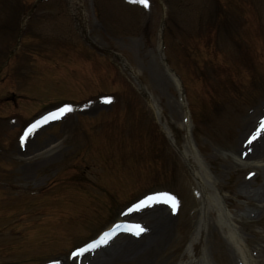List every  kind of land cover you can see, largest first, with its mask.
I'll return each instance as SVG.
<instances>
[{"label": "rangeland", "instance_id": "374dc122", "mask_svg": "<svg viewBox=\"0 0 264 264\" xmlns=\"http://www.w3.org/2000/svg\"><path fill=\"white\" fill-rule=\"evenodd\" d=\"M21 1L27 6L31 0ZM48 1L27 23L28 35L0 81V264H79L69 262L71 248L107 226L127 200L153 188L151 180L168 179L162 172L156 177L144 165L138 149L143 144L135 135L136 130L146 131L147 125L140 122L138 110L124 111L125 103L118 98H97L96 92L112 91L116 70L91 46L124 55L127 71L118 62L117 72L134 91L138 83L146 91L150 102L143 103V109L162 128L183 175L172 189L163 186L166 191L157 194L152 208L153 215L168 217L158 227L166 233L161 248H155L157 236L135 262L131 258L95 262L93 257L81 262L264 264V98L242 108L238 116L231 106H223L221 116L201 125L196 139L192 135L195 141L185 142L176 82L157 50L161 12L156 0H148L147 8L129 0H104L101 5L109 21L101 15L103 21L98 23L92 20L90 0H66L63 12L61 0ZM10 4L0 0V25ZM171 8V16L177 18H170L175 24L170 34L184 43L194 34L196 23L174 0ZM78 19L85 22V32H79ZM136 23L146 29L130 31ZM181 71L188 76L196 73ZM244 82L245 95L249 87ZM259 86L261 91L263 81L254 89ZM188 91L193 106L203 104L200 93ZM11 93L19 98L17 105L2 104L1 99ZM105 98L110 99L104 102ZM63 101L71 109L67 119L19 146L24 122L39 112L40 105ZM226 129L232 132L228 140ZM173 131L182 138L178 146L172 143ZM164 193L173 197L174 211L173 201L163 202ZM148 222L143 243L155 232ZM131 244L138 248L141 243Z\"/></svg>", "mask_w": 264, "mask_h": 264}, {"label": "bare ground", "instance_id": "6f19581e", "mask_svg": "<svg viewBox=\"0 0 264 264\" xmlns=\"http://www.w3.org/2000/svg\"><path fill=\"white\" fill-rule=\"evenodd\" d=\"M37 133V132H36ZM34 133V135L36 134ZM33 135V136H34ZM149 219V221L151 222V224L154 227L155 232L151 234V238L149 240H147L145 243H143L144 241H142L141 239V244H139L140 246L138 248H136L135 244H131V242H136V241H132L128 238V236L126 235H121V236H117L113 239L112 242H115V246L111 249L108 250V246L109 244L102 250H100V252H98L95 257H94V261H101L103 259H107V261L109 260H113V259H117V258H121L123 260L131 258L132 262H135V258L138 257V255H140L142 252L145 251V246L151 248L153 246L152 241H157V236H158V242L156 243L155 248H159L161 245V241L164 238L165 235V231L159 230V228L163 225V222L166 221L167 216L164 213L163 215L157 214L155 215H150L149 217H147ZM149 222H147L146 225H148ZM159 227V228H158ZM158 233V234H157ZM130 243V244H129ZM148 249V248H147ZM137 264V263H135Z\"/></svg>", "mask_w": 264, "mask_h": 264}, {"label": "snow or ice", "instance_id": "6c2138e0", "mask_svg": "<svg viewBox=\"0 0 264 264\" xmlns=\"http://www.w3.org/2000/svg\"><path fill=\"white\" fill-rule=\"evenodd\" d=\"M129 2H130V3H135V4H138V5H141V6L144 7V8H147V7H148V0H129ZM109 99H110V98H105V99H104V102H108ZM57 111H58V113H59L60 115H63L64 113L71 111V109H70L67 105H65L63 108H60V109H58ZM48 118H59V117L56 116L55 113H52V114H49V117H46V118H44V119H48ZM36 123L39 124V121H37ZM261 124L264 125V120L261 121ZM33 127H34V125H33V126H30V127L25 131V134L22 135V136L20 137V139H21V144H23V141H24L25 135H27L28 132L32 131V130H33ZM160 195H165V196H167V194H160ZM147 199H148V200H153L154 198H153L152 196H149V197H147ZM169 201H173V198H172L171 196H167V199L164 200L163 202H164V203H169ZM140 203L143 205L144 202L141 201ZM147 206H150V205H147ZM174 210H175V208H174V201H173V211H174ZM136 228L138 229V231L133 232V233H132L133 235H139L141 232L145 231V229H144L143 227H141L140 225H136ZM113 235H114V233H113ZM106 236H109V234H108V233H104L103 236L101 237V241H104V237H106ZM104 242L106 243V241H104ZM98 244H99V241H93L92 244L86 245L85 248H78V249L76 250V252H74L72 255L75 256V255H77L78 253H82V252H84V251L90 250V249L96 247Z\"/></svg>", "mask_w": 264, "mask_h": 264}]
</instances>
